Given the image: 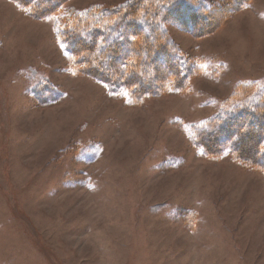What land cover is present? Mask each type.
Listing matches in <instances>:
<instances>
[{"label":"rangeland","instance_id":"rangeland-1","mask_svg":"<svg viewBox=\"0 0 264 264\" xmlns=\"http://www.w3.org/2000/svg\"><path fill=\"white\" fill-rule=\"evenodd\" d=\"M131 1L38 19L0 0V264H264V172L189 136L264 86V0L198 2L214 12L199 33L165 21L198 73L137 104L74 73L56 39L68 14ZM44 81L55 92L35 96Z\"/></svg>","mask_w":264,"mask_h":264},{"label":"trees","instance_id":"trees-1","mask_svg":"<svg viewBox=\"0 0 264 264\" xmlns=\"http://www.w3.org/2000/svg\"><path fill=\"white\" fill-rule=\"evenodd\" d=\"M11 1L38 19L59 13L65 2ZM198 2L204 1L132 0L115 7H90L59 22L56 39L74 73L89 75L109 92L137 104L163 92L184 91L198 73L199 67L164 32L165 21L193 33L208 26L206 19L214 12ZM246 4L247 0H230L233 10ZM45 83L35 96L53 95L55 88ZM189 136L204 156H229L264 172V86L244 82L216 114L193 125Z\"/></svg>","mask_w":264,"mask_h":264}]
</instances>
